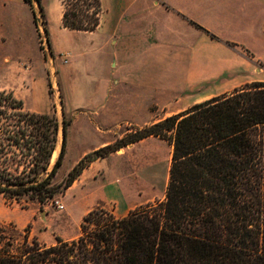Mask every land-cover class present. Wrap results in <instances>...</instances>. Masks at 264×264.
I'll list each match as a JSON object with an SVG mask.
<instances>
[{
  "label": "trees",
  "instance_id": "16d2710c",
  "mask_svg": "<svg viewBox=\"0 0 264 264\" xmlns=\"http://www.w3.org/2000/svg\"><path fill=\"white\" fill-rule=\"evenodd\" d=\"M63 2L66 28H98L101 0ZM68 124L64 119L62 148L50 169L58 117L26 110L12 93L0 92V193L41 203L56 194L52 179L66 155ZM135 127L86 154L60 186L69 188L92 162L155 136L172 148L165 199L123 217L94 208L77 238L57 236L53 244L0 224V264H264V81Z\"/></svg>",
  "mask_w": 264,
  "mask_h": 264
},
{
  "label": "crops",
  "instance_id": "0c3cea01",
  "mask_svg": "<svg viewBox=\"0 0 264 264\" xmlns=\"http://www.w3.org/2000/svg\"><path fill=\"white\" fill-rule=\"evenodd\" d=\"M101 1L100 25L94 31L85 32L64 26L63 0H41L40 3L32 0V5L25 0H0V26L6 31L0 33V45L1 41H7L11 48L24 49L36 42L39 48L38 35L44 28L51 52L56 55L70 47H65L62 40L68 31L92 35L99 31L104 33L105 61L114 62L118 72L113 81L110 71L106 70L102 83L104 107L87 113L85 128L95 125L97 131L103 133L123 125V120L125 125L143 126L213 97L232 93L247 83L264 81V74L258 67V62L264 63L261 51L264 0ZM245 49L254 58L247 56ZM22 54L28 56V53ZM2 58L7 63L11 54L5 52ZM22 69L15 65L4 72L7 85L2 90L22 100L31 112L58 113L48 94L51 69H44L42 74ZM85 109L82 106L66 107L67 113L72 114V125ZM152 111L169 114L156 116ZM110 142H103L92 151ZM87 152L81 153L75 164ZM95 163L92 162L69 189L80 183L84 185L88 179H96L99 167ZM104 187L106 190L98 196L105 201L112 198L118 202L112 209L107 203L102 206L117 217L126 216L139 207L131 204L129 185L112 181ZM92 208L94 206L88 209L85 203L82 213Z\"/></svg>",
  "mask_w": 264,
  "mask_h": 264
},
{
  "label": "rangeland",
  "instance_id": "374dc122",
  "mask_svg": "<svg viewBox=\"0 0 264 264\" xmlns=\"http://www.w3.org/2000/svg\"><path fill=\"white\" fill-rule=\"evenodd\" d=\"M3 28L0 26V33ZM2 33H6V31ZM103 34L102 31L96 35L68 31L62 40L65 47L67 45L70 47L56 55L51 51V53H47L43 49L42 43L46 39L47 42L49 40L48 33L44 28L38 35L39 48L36 42L22 49L11 48L9 42L1 41L0 91H3L2 88L7 85L4 72L12 66L18 65L29 73L34 70L39 74H42L44 69H51L52 82L50 81L48 94L54 104L53 109L58 111V113L52 114L58 117L61 131L56 150L51 158L50 169L57 161L62 148L63 121L64 119L69 121L67 154L64 157L63 165L52 179V185L58 188L56 194L41 203L26 195L21 196L18 200L10 201L3 193H0V224L12 223L20 232H28L31 237H36L46 244L54 243L57 236L64 239L78 237L81 234L83 217L92 209L105 203L108 208L112 209L118 202L116 199L110 198L105 201L102 196H98L101 194L100 192L106 190L104 186L112 181L120 182L122 186L129 185L132 190L131 204L133 206L145 207L165 199L172 148L167 141L155 136L125 146L113 155L110 154L96 160L95 166L99 167V171L95 173L94 178L96 179H88L84 185L80 183L71 189L60 186L81 153L88 151L86 153L88 154L106 141L111 140L110 143H114L128 132H133L136 129L135 125H125V120L122 121L123 125L112 127L103 133L97 131L95 125L85 128L84 122L88 119L87 113L104 107L102 106L105 103L102 83L106 70L110 71L113 81H115L118 72L114 60L113 63L110 60L107 63L105 61ZM52 35H56V33H52ZM261 51L264 54V42ZM5 52L11 54V59L7 63L2 58ZM22 53H28V56L25 57ZM50 54L54 57H50ZM64 54L69 57L68 63L63 60ZM258 67L264 74V67L259 64ZM76 106L86 108L85 114L77 116L76 122L72 125L73 117L72 114L67 113L66 107L72 109ZM24 108L28 110L25 104ZM152 112L156 116L169 114L165 111ZM57 202L63 204L64 209L59 208ZM85 203H87L88 209L92 206L94 208L82 213Z\"/></svg>",
  "mask_w": 264,
  "mask_h": 264
},
{
  "label": "built area",
  "instance_id": "2783aa9c",
  "mask_svg": "<svg viewBox=\"0 0 264 264\" xmlns=\"http://www.w3.org/2000/svg\"><path fill=\"white\" fill-rule=\"evenodd\" d=\"M39 19H40V18H39ZM42 45L44 46V47H43L44 51H46L47 53H51V52H50V51H51V48H50L49 40H48V42H47V39H46L45 42L42 43ZM63 56H64V57H63L64 62L68 63V60H69L68 55H67V54H64ZM50 57H52V54H50ZM61 57H62V55H61ZM57 204H58L59 208L64 209V205H63V204H61V203H59V202H57Z\"/></svg>",
  "mask_w": 264,
  "mask_h": 264
}]
</instances>
